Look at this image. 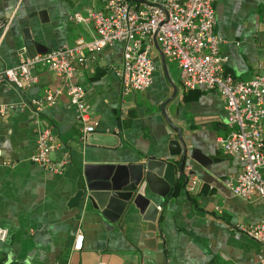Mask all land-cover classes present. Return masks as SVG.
I'll return each instance as SVG.
<instances>
[{"label": "crops", "instance_id": "0c3cea01", "mask_svg": "<svg viewBox=\"0 0 264 264\" xmlns=\"http://www.w3.org/2000/svg\"><path fill=\"white\" fill-rule=\"evenodd\" d=\"M93 12H107L105 2L0 0V21L10 22L0 32V71L18 66L23 49L34 57L91 41L93 23L77 22L74 15L87 18ZM215 17L226 72L240 81L254 79L264 71V0H217ZM123 51V43L105 48L78 72L76 82L85 88L86 103L99 123L85 140L66 93L43 111L54 138L52 160L69 158L61 174L31 159L44 125L36 124L30 108L0 116V229L8 230L7 239L0 240V264H145L144 253L153 257L146 264H155L156 257L158 264H264L259 259L264 247L236 229L259 222L264 201L245 200L228 187L242 164L219 143L230 131L222 95L205 88L185 90L177 63L154 49L152 86L123 97L116 73ZM33 73L38 82L30 88L0 85V104L31 102L47 89H64V79L48 67L37 65ZM176 152L181 153L172 155ZM150 160L172 166L159 179L163 194L152 195L159 216L156 237L145 232L137 210L121 216L100 197L102 206L91 200L88 192L89 181L103 182L106 174ZM175 176L171 193L167 180ZM192 177L200 181L195 193L185 186Z\"/></svg>", "mask_w": 264, "mask_h": 264}, {"label": "built area", "instance_id": "2783aa9c", "mask_svg": "<svg viewBox=\"0 0 264 264\" xmlns=\"http://www.w3.org/2000/svg\"><path fill=\"white\" fill-rule=\"evenodd\" d=\"M107 12H93L87 18L75 14L77 22L91 21L95 36L91 41L78 40L74 45H64L46 54L31 57L27 50L20 54L16 67L0 71V85L12 84L19 90L30 88L38 82L33 69L37 65L48 67L64 79V89H47L43 98L20 104H0V116L30 108L38 126L36 153L32 161L61 174L69 163L66 156L56 163L51 158L54 138L46 127L42 114L54 106L66 93L76 108L77 119L83 125L85 140L95 132L99 123L86 103V91L76 82L80 68L86 67L95 55L114 46L124 44L123 64L116 70L122 82V96L144 92L153 84L155 64L154 49L180 69L185 90L205 88L218 91L223 98L230 129L220 146L236 155L242 169L228 182L231 192L245 200L259 197L264 201V71L250 81H240L226 72L227 57L220 53V38L215 34V3L217 0H103ZM10 22L0 21V32H6ZM187 192L200 190V181L192 177L186 185ZM161 210V208H159ZM264 247V215L250 228L237 226ZM8 230L0 229V240L5 241ZM83 235L78 236L76 248L81 249ZM264 261V252L259 255Z\"/></svg>", "mask_w": 264, "mask_h": 264}, {"label": "water", "instance_id": "95a60500", "mask_svg": "<svg viewBox=\"0 0 264 264\" xmlns=\"http://www.w3.org/2000/svg\"><path fill=\"white\" fill-rule=\"evenodd\" d=\"M27 46L29 50L34 48L32 40H28ZM181 152L172 153V155H180ZM188 150L184 149L181 164V176H184V164ZM172 166H166L164 162L150 160L140 165L130 166L127 171L118 174H106L103 182L88 183V192L90 199H96L97 203L102 206L107 204L110 208H115L121 216L132 215L134 210L143 217L144 228L148 233H152L156 237L158 215L155 213V206L152 195H162L160 187L162 186L160 178L163 176L165 169L170 170ZM166 171V172H167ZM169 192H173L176 185V176L173 180L168 179ZM168 186V185H167ZM186 186V185H185ZM85 191L79 193L78 197L83 196ZM77 197V198H78ZM98 197H100V200ZM156 214V215H155ZM162 250V246L158 245L157 249ZM155 249V250H157ZM152 254L144 253V262L151 259ZM155 264L161 263V258L156 257Z\"/></svg>", "mask_w": 264, "mask_h": 264}, {"label": "rangeland", "instance_id": "374dc122", "mask_svg": "<svg viewBox=\"0 0 264 264\" xmlns=\"http://www.w3.org/2000/svg\"><path fill=\"white\" fill-rule=\"evenodd\" d=\"M157 58H154V62L157 64ZM173 64H175V63H173ZM170 69L173 71V72H175L176 71V69H177V66H176V64L174 65V66H171V64H170Z\"/></svg>", "mask_w": 264, "mask_h": 264}]
</instances>
